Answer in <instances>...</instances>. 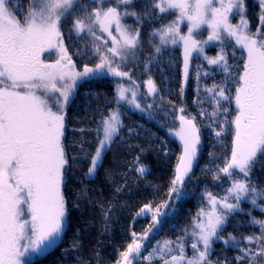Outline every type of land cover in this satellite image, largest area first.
<instances>
[{
    "label": "snow or ice",
    "instance_id": "6c2138e0",
    "mask_svg": "<svg viewBox=\"0 0 264 264\" xmlns=\"http://www.w3.org/2000/svg\"><path fill=\"white\" fill-rule=\"evenodd\" d=\"M253 5L249 16L248 0H0V264H35L66 225L75 230L62 255L74 264H264V0ZM164 63L179 68V104L154 79ZM101 79L111 94L87 87ZM81 87L96 107L69 146ZM133 114L166 131L155 149L165 158L167 138L179 143L164 184L147 179ZM187 199L195 213L169 224ZM128 217L117 243L113 224ZM166 224L175 238L152 243ZM105 243L113 251L102 255Z\"/></svg>",
    "mask_w": 264,
    "mask_h": 264
},
{
    "label": "trees",
    "instance_id": "16d2710c",
    "mask_svg": "<svg viewBox=\"0 0 264 264\" xmlns=\"http://www.w3.org/2000/svg\"><path fill=\"white\" fill-rule=\"evenodd\" d=\"M249 8L253 9L255 12L257 9L253 5V0H248ZM249 14L251 15L252 12L249 11ZM131 23V21H129ZM209 55L215 54V49H210L208 51ZM206 67V65H205ZM159 78L160 74H155ZM163 76H166V73H164ZM162 76V77H163ZM179 79H180V73L179 69L176 72V75L174 78H171V83L169 86V91L172 93L170 96V99L176 103L179 104L180 98H179ZM161 82L158 81V85ZM93 91L98 92H107L111 94L112 91V85L109 82L108 79H101L91 82L88 86ZM86 88L81 87L79 90V93L76 96V99L73 101V104L69 107L67 116H68V144L69 146L72 145L75 141L79 140L78 134H73V130L79 127H87V121L84 120V114H85V108L88 105L87 101H91V108H95L96 104L95 101L92 99V97H85L83 96V93L85 92ZM192 88L189 87V89L186 92L187 95V105L189 107V111L195 113V109L192 107ZM131 120L135 121L136 124L142 125L141 135L137 140H133L132 143H140L143 148L146 150L145 155L142 159V163L148 165L151 168V175L147 177L148 180L152 181L153 183H161L164 184L167 179V169L171 167V164L175 163V155L179 152V143L175 140V138L168 137L167 143L168 147L171 149L172 154L170 157L165 158L163 152H157L155 149H158L162 146V141H164V138L166 136V131L161 130L157 124L156 121L148 120L145 117H142L138 114H133L131 116ZM155 134V135H153ZM212 150L211 143L209 141V138L205 136L204 145L202 147V158L200 160V164L203 165L207 159H208V152ZM135 152H132L127 155V159L130 161L134 158ZM112 158V153L108 154L107 160H106V166L108 161H110ZM168 159L170 162L166 165L165 160ZM199 171V169H197ZM209 183H211L210 177L208 178ZM137 182L135 181L132 174L129 176V184L134 186ZM142 186L145 183L144 181L139 182ZM141 192L143 193V187L141 188ZM149 198H151V189L147 190ZM166 193V184L165 187L161 189L159 194L157 195V200L164 197ZM107 194V192H106ZM143 198L142 195H132L133 201H139ZM135 211V209H133ZM196 211V201L195 199H187L185 200L181 206L178 213V218L176 219H170V223H175L177 227L182 228L184 224L188 222L190 219V213L194 214ZM78 215V214H77ZM85 220H91L93 219L91 211L86 212L84 215ZM131 222V218L128 217L126 219H121L119 221H116L113 224L114 233L113 236L117 243H122L120 237L122 230L127 229V225ZM149 221L144 220L141 218L139 222L135 225V230L137 232L143 231V228L148 226ZM169 224L165 225V230L161 231L159 235L152 241V243L155 242L156 239L162 238L166 232H168L171 235V238H175L176 233L169 230ZM123 226V229H122ZM75 229H69L66 225V234L63 237L62 242L53 249L50 253H48L46 256H44L41 259H38L35 261V264H65V261L70 262V264H74V257L69 254L67 257H64L62 255L63 250H69L70 249V239L72 236V233ZM99 236V228L98 227H92L90 229V236L85 241L86 250L84 252L85 257L89 255V252L87 249H90L92 246H94L97 243L96 237ZM107 240V238H105ZM220 245H217V248H219ZM101 248L103 249L102 255H107L108 253H111L113 251V248L109 246V244L105 243L101 245ZM94 264V262H93Z\"/></svg>",
    "mask_w": 264,
    "mask_h": 264
},
{
    "label": "rangeland",
    "instance_id": "374dc122",
    "mask_svg": "<svg viewBox=\"0 0 264 264\" xmlns=\"http://www.w3.org/2000/svg\"><path fill=\"white\" fill-rule=\"evenodd\" d=\"M249 11L250 12H252V14L250 15L249 14V16H253L254 15V11H253V9H250L249 8ZM168 58L166 57L165 58V60H167ZM176 59H177V62L179 63V56H178V54H177V57H176ZM163 69H164V72H163V74H161V72H160V69H159V67H157V68H154L153 69V76H154V79L157 81V83H158V81L159 82H161L160 84H159V86L161 87V90L162 91H164V92H168L169 91V86H170V83H171V78H174L175 77V75H176V72L178 71V67L177 68H173L169 63H164L163 65ZM164 73H166V76L167 77H169L170 79H169V82H168V84H167V87H165V85H164V83H163V75H164ZM155 74H160V76H159V78L157 77V76H155ZM163 76V77H162ZM193 86H194V82H193ZM193 96H194V93L192 94V99H193ZM88 103H89V101L88 100H86ZM87 103V104H88ZM85 106H88V105H85ZM168 235L169 237H171V235L168 233V232H166L165 233V235ZM165 235L162 237V238H160V239H163V238H165ZM155 243V242H154ZM52 251V250H51ZM50 251V252H51ZM49 252V253H50Z\"/></svg>",
    "mask_w": 264,
    "mask_h": 264
}]
</instances>
